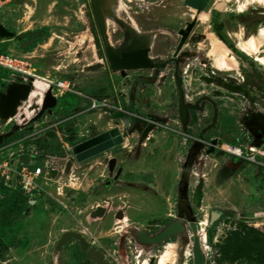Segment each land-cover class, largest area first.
Returning <instances> with one entry per match:
<instances>
[{"label": "rangeland", "instance_id": "obj_1", "mask_svg": "<svg viewBox=\"0 0 264 264\" xmlns=\"http://www.w3.org/2000/svg\"><path fill=\"white\" fill-rule=\"evenodd\" d=\"M92 2L20 0L0 14L11 34L0 36V51L71 90L53 111L39 115L33 103L25 125L3 130L0 163L17 158L57 173L36 180L33 196L9 192L0 177V264H96L74 237L56 249L69 232L100 254L99 264H193L191 223L206 264L221 263L223 242L233 249L241 243L245 261L261 254L248 240L264 253V158L207 154L211 141L264 151V5L100 0L101 29ZM251 36L253 52L241 50ZM108 47L117 54L148 47L151 66L112 69ZM216 51L226 60L221 67ZM11 86L0 76V95ZM131 98L136 112L126 108ZM131 118L147 124L131 127ZM111 130L120 143L74 159L73 147ZM13 204L6 224L2 214ZM97 207L103 216H92ZM212 212L218 218L210 223ZM177 219L184 230L162 243L136 238L137 230L154 235Z\"/></svg>", "mask_w": 264, "mask_h": 264}, {"label": "water", "instance_id": "obj_2", "mask_svg": "<svg viewBox=\"0 0 264 264\" xmlns=\"http://www.w3.org/2000/svg\"><path fill=\"white\" fill-rule=\"evenodd\" d=\"M207 0H185V4L195 8L202 9L204 7V3ZM96 0H93L92 7L96 13ZM189 29V26L185 31L181 30L179 33L181 34V40L179 46L183 44L184 36L186 31ZM11 34L7 32L3 26L0 24V36L8 37ZM108 51L110 53H108ZM149 48L142 47L131 49L129 51H121L119 54L115 53L111 47L106 49V54L109 62L111 63L112 69H136V68H147L151 66V62L148 57ZM155 67H159V64H155ZM97 66H92L91 69H95ZM30 87L28 85H20V86H11L7 91L6 95L3 96L0 102V115L3 117H8L14 113V110L20 99H25L28 95ZM57 106V100L52 95L51 89H48L43 97L42 104L39 110V115H42L46 111L50 112ZM107 139L106 141H104ZM121 137L117 130H111L110 132L100 134L94 138L86 140L85 142L75 146L72 148V153L74 155V159L78 162L96 155L100 152H103L112 146L120 143ZM217 141H211L209 149L207 150V154H210L214 151V146ZM115 166V160L110 159L108 161V168L110 171L113 170ZM71 168V162H68L65 168V172H69ZM189 171V162L186 163L184 167V175ZM55 174V172H52ZM99 209L97 208L93 216H97L99 213ZM216 218H218V213L212 212L210 217V223H212ZM191 230L193 233L197 231V225L195 223L190 224ZM184 230V226L179 219L173 220L168 225H166L162 230L154 235H148L143 231H136V238L139 242L144 244H158L162 243L168 238L174 236L175 234L182 232ZM74 237L78 239L77 234L69 232L63 234L57 242L56 249H59L60 245L66 242L69 238ZM79 240V239H78ZM87 246V244H86ZM192 258L193 264H204L205 258L202 253L200 247V239L197 236L193 237V246H192Z\"/></svg>", "mask_w": 264, "mask_h": 264}, {"label": "built area", "instance_id": "obj_3", "mask_svg": "<svg viewBox=\"0 0 264 264\" xmlns=\"http://www.w3.org/2000/svg\"><path fill=\"white\" fill-rule=\"evenodd\" d=\"M18 1L20 0H0V14H2L4 9L17 3ZM0 76L2 78L7 77L12 86L28 85L31 88L36 81V74L32 71L29 63L6 51L0 52ZM47 81L48 82L45 84L47 88H43L39 94L42 100L48 89H51V93L56 98L57 103L58 98H60L65 92L71 91L68 84L65 82L53 81L51 79ZM2 98L3 96L0 95V102ZM42 100L41 103L37 105L38 110L41 107ZM20 102L22 104H19ZM33 103L36 105V100H29L28 92L25 99L19 100L15 108V110L18 109V111L6 118L0 115V147L5 141V137H2L4 129H6L9 125H12L13 130L19 129L20 126L25 125L32 118L35 109H32L31 114L27 113L26 110L28 108H32ZM57 106L55 108H57ZM99 106V103L96 101L91 102L92 108H97ZM46 113L49 112L46 111ZM141 121H143L144 125L147 124L146 120L141 119ZM214 149H218L224 154L232 156L236 159L254 163L258 162L257 157L264 158V151L262 149L258 150L255 147L243 148L242 146H235L227 143H217L215 144ZM53 171V169L48 168L45 164L43 166L30 168L27 164L20 162L17 158L16 160L14 159V161L8 160L0 163V177L3 186L9 192H20L29 196L39 194V186L36 180L41 177L46 178L47 176H50ZM204 264H206V262H204Z\"/></svg>", "mask_w": 264, "mask_h": 264}, {"label": "bare ground", "instance_id": "obj_4", "mask_svg": "<svg viewBox=\"0 0 264 264\" xmlns=\"http://www.w3.org/2000/svg\"><path fill=\"white\" fill-rule=\"evenodd\" d=\"M256 2H258V3H260V4H263L264 5V0H255ZM96 2H97V6H96V13H97V16H98V18H99V21H100V24H101V29L103 28V24H102V21H101V18H100V16H99V10H98V6H99V2H100V0H96ZM252 2V1H251ZM245 4V3H244ZM244 7H245V5H244ZM242 5H239L238 6V8H237V10L238 11H242ZM244 9V8H243ZM259 35H261V34H259ZM256 36V35H255ZM255 36H251L250 38H248L247 39V41H243V43H240V48H241V50H243V51H246V52H249V53H252L253 52V47H254V45H255V41H256V38H255ZM255 48V47H254ZM220 51H216V53H219ZM108 53H110L109 51H108ZM219 55H220V53H219ZM222 59L224 60V61H222ZM226 62V60H225V58L223 57V55H220V59H218L217 61H216V64L219 66V67H221L222 65H223V63H225ZM215 64V65H216ZM225 67V66H224ZM219 69V68H218ZM32 71H34L33 69H32ZM48 79L47 78H43V77H40V76H38V75H36V81L34 82V84L31 86V88L29 89V100H36V105H39V103H41V100H42V98H41V96H39V94L41 93V91L43 90V88H47L46 87V82H48L47 81ZM36 82H40L41 83V86H40V88L39 89H37V90H35V91H33V87H35L34 85H35V83ZM34 93V94H33ZM19 104H22L21 102L19 103ZM16 111H18V109H16V110H14V112H16ZM31 111H32V109L31 108H28L27 110H26V112L27 113H29V114H31ZM97 208H102V207H97ZM97 208H95L94 210H93V212H92V216H93V213H94V211L97 209ZM98 215L97 216H95V217H101V216H103L104 214H105V209H99V211H98ZM194 236H197V237H199L198 236V234H196V233H193V237ZM77 237H78V239H79V242H80V244H81V246L83 247V249H86L87 250V256H88V258L92 261V262H94V263H96V264H99V262H100V260H101V256H100V254L98 253V252H96V251H94L93 249H90V248H87V246H86V241L83 239V237L80 235V234H77ZM200 239V238H199Z\"/></svg>", "mask_w": 264, "mask_h": 264}, {"label": "flooded vegetation", "instance_id": "obj_5", "mask_svg": "<svg viewBox=\"0 0 264 264\" xmlns=\"http://www.w3.org/2000/svg\"><path fill=\"white\" fill-rule=\"evenodd\" d=\"M137 124H141V123L137 122ZM106 140L107 139H105L104 141ZM222 245H223V250L225 251V254L222 255V260L220 264H264L263 258L258 259V260L249 259L245 261L244 255H243L244 250L242 249L241 243H239V248L236 246L234 249L231 248L227 242H223Z\"/></svg>", "mask_w": 264, "mask_h": 264}, {"label": "trees", "instance_id": "obj_6", "mask_svg": "<svg viewBox=\"0 0 264 264\" xmlns=\"http://www.w3.org/2000/svg\"><path fill=\"white\" fill-rule=\"evenodd\" d=\"M1 52V51H0ZM122 103L124 104V102L122 101ZM127 110L131 111V112H136V109L132 106V98L130 99V104L128 106H126ZM129 118V117H127ZM131 122H132V126L131 127H134L137 122H140L141 124H139L140 126H144L143 124V121L141 120H137L135 118H131ZM64 154V151L61 149L60 152H59V155L62 156ZM15 193V192H14ZM18 194H21L20 192H16ZM14 209H16V204H13L11 207L7 208V210L2 214L3 215V219H4V222L6 224H8L9 222V216H10V213L12 211H14ZM246 245L247 247H249V250L250 249H254V251H260L261 254H258V255H252V256H255V258L253 260H258V259H261L263 258L264 259V253H263V250H261V244L260 242H250L249 240L246 242Z\"/></svg>", "mask_w": 264, "mask_h": 264}, {"label": "crops", "instance_id": "obj_7", "mask_svg": "<svg viewBox=\"0 0 264 264\" xmlns=\"http://www.w3.org/2000/svg\"><path fill=\"white\" fill-rule=\"evenodd\" d=\"M260 31V30H259ZM53 111V110H52ZM78 117V116H77ZM83 161V160H82Z\"/></svg>", "mask_w": 264, "mask_h": 264}]
</instances>
